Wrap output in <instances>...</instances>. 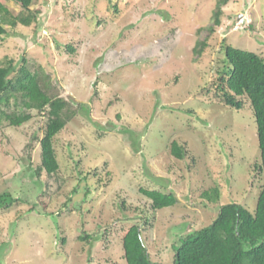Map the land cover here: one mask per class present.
Segmentation results:
<instances>
[{
    "label": "rangeland",
    "instance_id": "obj_1",
    "mask_svg": "<svg viewBox=\"0 0 264 264\" xmlns=\"http://www.w3.org/2000/svg\"><path fill=\"white\" fill-rule=\"evenodd\" d=\"M111 1L115 9L34 0L30 25H4L0 64L23 56L71 110L50 175L37 171L46 114L31 110L19 126L0 119V192L19 198L0 208V264H126L122 234L144 219L150 257L171 264L178 236L208 224L220 204L252 210L264 184L249 102L234 109L213 97L223 42L264 58V0H227L219 25L217 0ZM13 101L2 110L27 111ZM140 188L177 201L153 210ZM213 188L219 198L209 201L203 192Z\"/></svg>",
    "mask_w": 264,
    "mask_h": 264
},
{
    "label": "trees",
    "instance_id": "obj_2",
    "mask_svg": "<svg viewBox=\"0 0 264 264\" xmlns=\"http://www.w3.org/2000/svg\"><path fill=\"white\" fill-rule=\"evenodd\" d=\"M12 1L20 9L16 14H11L4 1L0 0V36L9 34L4 25L10 26V29L18 24L28 26L40 12L32 8L34 0ZM108 1L115 9L116 4ZM226 2H216L212 13L215 25L220 24L222 5ZM201 45L204 46L205 42H201ZM221 49L222 65L216 68L217 73L213 77V97L234 109L241 108L244 100L249 102L256 123L260 152L258 168L264 174V58L254 51L226 42H223ZM194 51L199 52V49L194 47ZM24 64L23 56L17 60L7 59L4 64H0V119L4 118L11 126H19L31 118V110L46 114L40 138L41 161L37 171L44 170L50 175L58 169L53 139L69 121L70 108L64 98L50 95L47 82L42 84L38 72L30 71ZM11 98L14 100L13 108L27 111L2 110L1 105H7ZM170 151L177 158H182L184 152L176 141H171ZM140 192L151 201L153 210L173 206L177 201L172 192L145 188H140ZM203 197L209 201L218 200L217 189L204 191ZM16 201L19 198L8 191L0 192V208L9 207ZM142 222L132 223L123 232V258L126 264H162L159 260L161 257L156 260L149 255L143 234L147 230L148 238L152 239V229L147 220ZM90 237L86 233L79 236L82 240ZM178 237L169 245L173 252L171 264H264V184L257 193L252 210L236 201L220 204L216 216L208 224Z\"/></svg>",
    "mask_w": 264,
    "mask_h": 264
}]
</instances>
